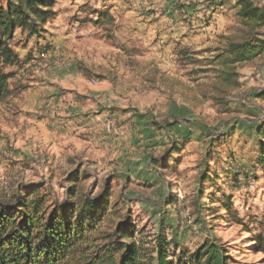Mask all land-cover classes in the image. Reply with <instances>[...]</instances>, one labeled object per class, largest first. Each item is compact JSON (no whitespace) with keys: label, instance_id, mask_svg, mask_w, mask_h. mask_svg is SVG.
<instances>
[{"label":"rangeland","instance_id":"obj_1","mask_svg":"<svg viewBox=\"0 0 264 264\" xmlns=\"http://www.w3.org/2000/svg\"><path fill=\"white\" fill-rule=\"evenodd\" d=\"M210 1L72 0L77 8L68 20L100 29L70 47L81 59L77 68L93 85L103 77L117 85L115 115L103 130L80 123L77 129L52 104L27 110V84L8 82L0 98V195L44 182L60 200L75 168L82 190L98 193L105 182L113 200H125L123 212L128 209L145 239L163 231L178 249L193 250L214 237L234 261L259 264L263 255L253 250V238L264 231V174L250 126L264 113V100L255 97L264 90V54L220 63L216 55L242 31L234 0ZM252 2L264 7V0ZM104 60L113 73L95 71ZM70 87L62 96L73 95L79 105L88 98ZM153 122L175 126L168 132ZM172 140L177 147L165 160ZM204 172L209 176L201 185Z\"/></svg>","mask_w":264,"mask_h":264},{"label":"trees","instance_id":"obj_2","mask_svg":"<svg viewBox=\"0 0 264 264\" xmlns=\"http://www.w3.org/2000/svg\"><path fill=\"white\" fill-rule=\"evenodd\" d=\"M234 1L242 32L228 40L223 55H216L223 64L251 61L264 54V33L260 32L264 7L252 0ZM56 2L0 0V98L7 95L9 79L15 74L7 68L20 62L15 46L32 36L43 37L45 22L57 13ZM210 3L222 5L212 0ZM16 33L21 35L19 40H15ZM48 47L41 45L39 53H45ZM233 74L225 73L224 79L231 80ZM232 83L236 84V79ZM255 97L264 100V90ZM153 124L168 132L175 126L167 122ZM250 132L257 147L255 161L264 174V113L250 126ZM176 147L172 140L165 160ZM208 176L204 172L201 185ZM82 179L78 169L68 172L60 200L51 198L44 182L20 184L10 196L0 195V264H258L234 261L225 244L214 237L206 238L193 250L178 249L176 239L168 240L163 231L147 240L128 209L123 212L125 200L112 199L108 183L93 194L80 188ZM225 208L230 207L225 203ZM233 218L242 224L239 217ZM253 242V250L263 255L259 264H264V231L255 235ZM172 247L178 251L176 255Z\"/></svg>","mask_w":264,"mask_h":264},{"label":"crops","instance_id":"obj_3","mask_svg":"<svg viewBox=\"0 0 264 264\" xmlns=\"http://www.w3.org/2000/svg\"><path fill=\"white\" fill-rule=\"evenodd\" d=\"M59 6L58 13L45 22L43 37L32 36L15 46L20 62L18 65L7 68L8 71L15 72L9 82L27 84L25 93V98L28 97L26 98L28 101L25 102L27 110L37 111L39 107L52 104V107L57 110L56 113L61 111L67 117L66 121L70 126L75 124V128L82 129L84 125L89 131L97 127L103 130V122L115 115L118 99L115 93L117 85L108 77L102 78L100 86L90 83L77 68L76 63L80 57L73 54L70 48L78 40L83 41L87 37H94L93 33L97 34L100 29L93 27L89 22L82 27L77 22L68 20L67 17L77 8L72 0H62ZM20 38L21 35L16 33L15 40ZM42 44L49 46L46 54L43 55L45 58L30 62V58L38 57L39 47ZM98 52L99 57L107 59L110 57V53L107 55L104 52ZM41 60L48 61L50 66L40 70ZM100 65L94 66L98 73H113L115 70L111 63L105 60L100 61ZM68 87L72 88V90L69 89L70 91L78 90L79 94H84L88 98L83 100L82 105H79L78 99L73 95L71 98H65L61 90H67ZM107 94L109 97L106 99ZM49 96L55 97L52 102ZM79 123L82 125L78 128Z\"/></svg>","mask_w":264,"mask_h":264}]
</instances>
